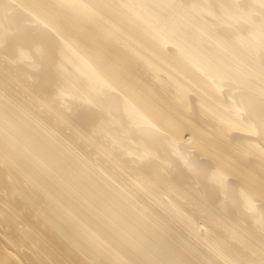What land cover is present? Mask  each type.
Returning <instances> with one entry per match:
<instances>
[{
	"label": "bare ground",
	"instance_id": "6f19581e",
	"mask_svg": "<svg viewBox=\"0 0 264 264\" xmlns=\"http://www.w3.org/2000/svg\"><path fill=\"white\" fill-rule=\"evenodd\" d=\"M0 264H264V0H0Z\"/></svg>",
	"mask_w": 264,
	"mask_h": 264
},
{
	"label": "rangeland",
	"instance_id": "374dc122",
	"mask_svg": "<svg viewBox=\"0 0 264 264\" xmlns=\"http://www.w3.org/2000/svg\"><path fill=\"white\" fill-rule=\"evenodd\" d=\"M138 63H147V62H145V61H142V62H141V61H139ZM167 80H169V79H167ZM169 81H170V80H169ZM170 85H172V84L170 83ZM193 101H194V99L192 100V102H193ZM194 103H196V101H195V102H193V104H194ZM193 104H190L189 106H188V105H187V106L190 108V107H192V106H193ZM194 105H195V104H194ZM184 106H185V105H184ZM184 106H182V107H184ZM188 107H186V108H187V110H189V109H188ZM191 109H192V108H191ZM199 116H200V115H199ZM196 120H197V119H196ZM211 124H212V125H213V127H214L213 129H215V127H217V128H220V127H222V126H220V127H219V126H218V123H217L216 121H213V123L211 122ZM214 125H215V126H214ZM226 129H227V128H226Z\"/></svg>",
	"mask_w": 264,
	"mask_h": 264
}]
</instances>
